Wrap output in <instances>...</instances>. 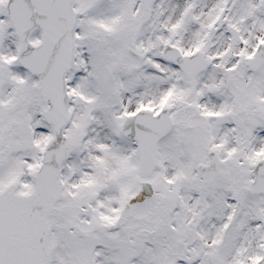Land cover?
Listing matches in <instances>:
<instances>
[{
	"label": "snow or ice",
	"instance_id": "6c2138e0",
	"mask_svg": "<svg viewBox=\"0 0 264 264\" xmlns=\"http://www.w3.org/2000/svg\"><path fill=\"white\" fill-rule=\"evenodd\" d=\"M0 264H264V0H0Z\"/></svg>",
	"mask_w": 264,
	"mask_h": 264
}]
</instances>
